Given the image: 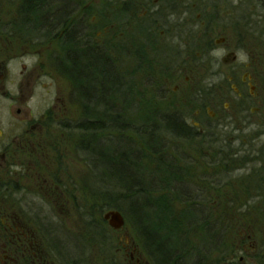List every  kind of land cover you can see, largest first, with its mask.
I'll use <instances>...</instances> for the list:
<instances>
[{"label":"rangeland","instance_id":"374dc122","mask_svg":"<svg viewBox=\"0 0 264 264\" xmlns=\"http://www.w3.org/2000/svg\"><path fill=\"white\" fill-rule=\"evenodd\" d=\"M24 1L0 0V7L4 5L5 39L18 30L16 14L26 15ZM85 1L90 4L101 0ZM185 2L187 0L179 3ZM244 2V9L249 13L241 21L242 28L236 31L232 30L234 22L223 16L222 3H216L217 8L211 10L207 0H190L197 11L192 16L181 6L183 13L167 16L165 18L168 19L159 24V31L172 32L168 43H175L180 48L181 54L174 60L175 71L183 78H192V87L183 88L184 91L175 97L178 107L191 117L204 106L218 115L215 120H210L203 112L197 122L207 130L204 139L194 143H175L171 145L174 155L169 153L174 166L184 171L182 181L191 188L187 193H199L195 200L204 209L203 223L196 218L197 222L188 231V245L181 254L189 264L202 260L206 264H264V191L257 190L264 177V7L259 6L256 0ZM209 10L217 16L214 22L209 21L213 15ZM52 23L55 27L59 25L58 21ZM23 24L25 22L21 20L19 25L23 32L18 42L21 48L19 57L5 72L2 91L5 96L1 97L3 109L0 108V128L5 140L0 144L11 143L9 149H14L15 136L11 132L15 127L44 126L45 121V126L53 129L49 133L51 137L43 133L42 140L36 139L38 141L34 145H39L36 159L24 157L23 164L9 170L0 166V187L2 184L9 187L8 190L0 189V207H10L22 218L33 217L41 241H48L50 236L44 229L39 230V219L42 217L43 222L50 223L54 237L63 240L62 254L56 247H53L55 250L51 248L54 258L62 257L58 261L81 255L89 261H84V264H92L93 261L94 264H129L126 251L135 245L145 264H157V260L137 240L135 228L128 218L124 217L125 224L120 231L103 222V216L112 211L102 207L105 202L103 194H109L105 192L109 186L98 181V169L93 167L81 148L84 133L76 129L84 118L85 110L76 97L73 84L55 65L56 55L52 51L58 46L49 40L51 33L46 28L41 29L46 23L29 20ZM88 26L91 27L89 21L86 22ZM180 27L185 28L184 37L180 32H174L182 30ZM32 35L38 37L36 47ZM223 38L226 42L221 43ZM190 39L196 43L189 45ZM119 41L124 42L123 39ZM238 44L240 51L236 48ZM226 45L238 51V60L227 62L229 65L224 63L227 59ZM50 47L52 51L48 52ZM186 59L189 68H185ZM155 65L162 74L160 65L157 62ZM248 73L258 86L256 102L250 98L238 101L233 92V85H240ZM242 91L249 97V88ZM153 92V89H148V99ZM188 99H191L190 103L184 105V100ZM226 104L229 111L225 110ZM259 108L258 114L255 110ZM48 116H54V119H48ZM26 119V125H22ZM63 123L72 128L66 131L61 128ZM2 153L0 146V155ZM22 168L26 171L31 169L34 177L28 176ZM152 171L155 170L152 168ZM248 186V190L254 189L250 198L234 197L236 192L243 197V190ZM93 196H98L100 204L97 208L93 204ZM48 243L51 247L52 244Z\"/></svg>","mask_w":264,"mask_h":264},{"label":"trees","instance_id":"16d2710c","mask_svg":"<svg viewBox=\"0 0 264 264\" xmlns=\"http://www.w3.org/2000/svg\"><path fill=\"white\" fill-rule=\"evenodd\" d=\"M24 22L26 25L28 21ZM93 37H85L83 55L58 53L54 61L73 84L85 110L76 129L84 133L81 148L98 169V181L109 186L105 191L109 194H103L102 207L116 210L129 219L137 240L157 264H184L185 261L189 264L181 254L188 245V231L197 222L196 218L203 223L204 209L195 200L199 193H187L191 188L182 181L184 171L174 166L169 153L174 155L171 145L175 143L202 141L207 130L187 125L179 115L170 113L178 110V105L158 95L161 73L150 55L143 67H122L123 64L118 65L119 61H125L126 49L121 47L122 43L116 39L113 56L109 48L108 51L107 48L96 49ZM53 39L62 42L60 36ZM150 88L154 92L148 99ZM49 117L54 119V116ZM61 128L67 131L72 126L63 123ZM261 182L264 185V177ZM248 188L243 190V197L239 192L234 197L250 198L254 189ZM93 199L97 208L98 196ZM208 242L209 236L206 244ZM196 264L206 263L202 260Z\"/></svg>","mask_w":264,"mask_h":264},{"label":"flooded vegetation","instance_id":"af4514ba","mask_svg":"<svg viewBox=\"0 0 264 264\" xmlns=\"http://www.w3.org/2000/svg\"><path fill=\"white\" fill-rule=\"evenodd\" d=\"M3 1V0H2ZM28 1L29 5H26ZM184 1V0H183ZM211 10L217 8L216 3H222L223 16L234 23L232 24V30L236 31L242 28V20L248 15V11L244 9L245 0H207ZM216 1V2H215ZM180 0H101L100 2H91L86 4L85 0H25L24 17L18 15V26L14 33L8 35V39H5V26H4V5L0 7V108L3 109L1 97L5 96L3 91V83L5 80V72L10 68V65L15 62L16 58L20 54V46L18 42L21 40V33L23 31L22 27L19 25L21 20L29 21L33 20L35 22L48 23L44 28L49 29L51 33L49 40L54 42L58 49L55 51L47 48L48 52H54L53 55L62 54H84L85 47V37L86 35L94 36L93 42L96 49L112 52L113 56L116 51V39H123L121 47L126 49L124 52L125 61H122L123 67L137 66L143 67V62L148 59L150 55L151 60H154V64L157 62L160 65V69L163 70L159 80H161V86L158 91L160 97L165 99L175 100L178 94L184 91L185 87L190 86L192 83L191 77L183 78L182 74L177 73L176 65L174 60L181 54L180 48L176 46L175 43H168L171 40L170 36L172 32L159 31L161 23H164L168 18L167 16H176L186 10L191 16L197 12L196 6L190 4V0L181 4ZM16 3V1L14 2ZM94 5H91V4ZM259 6L264 7V0H256ZM88 5V6H86ZM98 7V9L96 8ZM181 6L183 11L181 10ZM187 6V7H184ZM181 10V11H180ZM164 11L167 14H164ZM210 11V10H209ZM32 12V13H31ZM212 12V11H210ZM18 13V4H17ZM20 13V11H19ZM23 13V12H22ZM38 13V14H36ZM186 14V13H185ZM213 14V15H212ZM209 21H215L217 16L214 12L211 13ZM163 19V20H162ZM58 21L59 25L54 26L52 22ZM91 23V27H86V22ZM188 21V20H186ZM26 27V26H24ZM228 27V25H227ZM24 29V28H23ZM27 29V27H26ZM153 29V32H151ZM182 30H173L174 32H180V36L184 37L185 28L180 27ZM88 31V32H86ZM171 31V30H170ZM263 31V29H262ZM60 36L62 42L59 43L54 37ZM150 37H153L150 40ZM33 45L39 43L38 37L33 36ZM189 39V38H188ZM88 41V40H87ZM196 43V41L189 40V45L191 43ZM226 42L223 38L221 43ZM36 43V44H35ZM229 43V42H228ZM156 45V46H154ZM184 45H187L186 43ZM126 48H125V47ZM151 46H154L151 48ZM227 46V45H226ZM237 50L240 51L239 44L236 45ZM156 48V49H155ZM237 51V52H238ZM37 52V51H35ZM155 52V54H154ZM237 52L231 50L230 46L226 47L227 59L224 63L229 65L230 63L236 62L238 59ZM59 55V54H58ZM155 55V59L152 57ZM116 58V56H115ZM123 60V59H121ZM186 59L184 61L185 68H189V61ZM186 62V63H185ZM157 67V65H155ZM232 79V78H231ZM249 88V97L244 96L243 88ZM233 92L236 94L238 101L244 102L243 99H251L250 101L256 102L258 100V95L256 94L258 86L250 73L245 74L242 78L241 84L233 85ZM189 93V92H188ZM258 93V92H257ZM180 96V95H179ZM183 101V100H182ZM181 101V102H182ZM191 99L184 100V105L189 104ZM177 103V101H176ZM235 106V105H234ZM238 106V105H237ZM172 110L170 113L174 115H179L180 118L184 120V123L194 128L203 130L201 122H197L204 114L210 120H215L217 118V113L212 112L208 106H204L202 110L195 112L193 117L188 116V112L184 109ZM231 108V107H230ZM236 108V107H235ZM241 108V107H240ZM0 109V111L2 110ZM225 110L229 111V106L226 104ZM238 110V109H237ZM261 109H256L255 112L260 113ZM239 112V111H238ZM193 120L191 121L190 118ZM50 119V117H47ZM55 118H57L55 116ZM28 121H22V125ZM44 126H24L15 127L11 132L15 136V141H13L14 149H9V144L2 145L1 149L3 153L0 155V166L5 167L6 170L12 169L14 166H19L22 163V158L27 157L28 159H36V150H39L34 144L39 139L42 140V134L46 133L47 136L51 137L49 134L52 127ZM3 129L0 128V142H4ZM45 131V132H44ZM13 139V140H14ZM38 139V140H36ZM12 140V139H11ZM48 161L51 163L50 157L48 155ZM48 161H45L47 163ZM26 164V163H24ZM29 167V164H26ZM31 166V165H30ZM26 171L24 168H22ZM11 172V170L9 171ZM28 176L32 178L33 175L31 169L26 171ZM35 173V172H34ZM17 175V174H16ZM34 177V176H33ZM20 180V178H19ZM0 189L8 190L9 187H5L3 184ZM260 191H264V185L261 186ZM12 208L2 205L0 207V264H84L86 261L81 255L74 259H66V261H58L62 257H53L51 255V248L53 250L57 249L62 254V239H56L54 236L51 224L48 222H43L42 217L39 219V230L47 231L49 240L41 241L39 235L37 234L38 229H36L35 220L32 218H22L17 212L11 211ZM50 233V234H49ZM78 239V238H77ZM67 241V239H66ZM50 242L52 246L48 244ZM46 243V244H45ZM69 241H67L68 246ZM53 247H56L55 249ZM138 247V246H137ZM137 247L134 245L132 249L128 252L126 251L127 257H129V264H145L144 259L138 255ZM60 254V255H61ZM66 258V257H65ZM94 264V261L92 262Z\"/></svg>","mask_w":264,"mask_h":264},{"label":"water","instance_id":"95a60500","mask_svg":"<svg viewBox=\"0 0 264 264\" xmlns=\"http://www.w3.org/2000/svg\"><path fill=\"white\" fill-rule=\"evenodd\" d=\"M104 220L115 230H121L125 224L122 214L117 211H111L105 214Z\"/></svg>","mask_w":264,"mask_h":264},{"label":"bare ground","instance_id":"6f19581e","mask_svg":"<svg viewBox=\"0 0 264 264\" xmlns=\"http://www.w3.org/2000/svg\"><path fill=\"white\" fill-rule=\"evenodd\" d=\"M123 216V215H122ZM123 218H124V216H123ZM125 219V218H124Z\"/></svg>","mask_w":264,"mask_h":264}]
</instances>
